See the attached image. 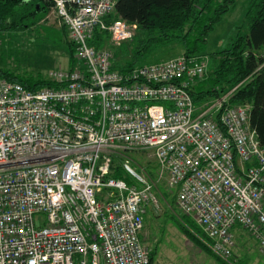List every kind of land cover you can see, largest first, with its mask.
Instances as JSON below:
<instances>
[{
	"label": "built area",
	"instance_id": "built-area-1",
	"mask_svg": "<svg viewBox=\"0 0 264 264\" xmlns=\"http://www.w3.org/2000/svg\"><path fill=\"white\" fill-rule=\"evenodd\" d=\"M117 2L54 0L82 64L50 71L59 87L0 77V264H149L144 215L163 178L214 253L233 254L238 226L264 255V147L249 107H225L227 95L194 104L203 55L113 69L92 43L96 33L113 47L134 40L136 25L107 22ZM137 150L153 154L156 180L127 162L130 183L112 178L113 159Z\"/></svg>",
	"mask_w": 264,
	"mask_h": 264
},
{
	"label": "trees",
	"instance_id": "trees-1",
	"mask_svg": "<svg viewBox=\"0 0 264 264\" xmlns=\"http://www.w3.org/2000/svg\"><path fill=\"white\" fill-rule=\"evenodd\" d=\"M235 1L118 0L115 11L108 17L107 22L122 19L136 25L137 31L143 36L133 46L132 61L116 64L113 60L112 68L126 72L137 66L138 57L173 43L181 45L184 55H204L202 50L210 33L232 9ZM53 2L54 0H0V33L29 28L39 20V15L44 16L52 9ZM245 19L248 31L244 34L237 33L226 47L210 54L214 67L209 72L208 79L198 82L190 93L196 105L225 95L228 96L225 107L247 105L250 126L255 131L259 144L264 147V54L261 53L264 49V0H250ZM68 43L73 48L68 71L82 69V64L75 59L73 45L69 41ZM105 44L106 37L96 33L92 45L102 48ZM0 77L33 91L45 87H59L48 79L34 80L31 76H16L2 70ZM230 91L232 92L229 93ZM115 162L116 158L112 161L110 176L130 183L120 167L114 168ZM183 224L187 229L184 230L185 233L199 243L200 237L204 235L200 228L189 224L185 219ZM236 228L241 230L238 226L234 229ZM179 229L182 230L183 227ZM149 258V264H153L152 250H149Z\"/></svg>",
	"mask_w": 264,
	"mask_h": 264
},
{
	"label": "rangeland",
	"instance_id": "rangeland-1",
	"mask_svg": "<svg viewBox=\"0 0 264 264\" xmlns=\"http://www.w3.org/2000/svg\"><path fill=\"white\" fill-rule=\"evenodd\" d=\"M249 1L236 0L232 9L223 16L210 33L202 50L206 58L204 82L214 67L210 54L226 47L237 33L244 34L248 31L245 11ZM42 16L39 15V20L25 30L0 33V70L16 76H31L34 80H39L47 79L50 71L69 69L70 52L73 48L68 43L65 30L52 14V9ZM142 36L143 34L136 28L135 38L130 43L120 47L107 44V49L113 55L116 64L132 61L133 46ZM261 53L264 54V49ZM180 55H184L181 45L173 43L138 57L136 65H152ZM75 59L77 60L76 56ZM205 88H208V85H205ZM213 102L212 99H208L199 105ZM195 113L198 114L199 111L196 110ZM122 162H127L135 172L147 179L156 180L157 178L158 166L153 154L149 151L137 150L117 156L114 168L120 167L122 170ZM123 173L130 180V176L125 171ZM155 189L158 206L146 208L141 235L143 243L154 252L153 264H264V255L259 252L255 241L239 228L233 230L236 249L227 259H222L213 252L209 239L200 227L204 235L200 237L201 243H197L184 231L187 229L183 219L195 226L196 223L192 217L182 214L178 209L175 198L176 189H169L164 178L157 181ZM179 226L183 227V231L179 229Z\"/></svg>",
	"mask_w": 264,
	"mask_h": 264
},
{
	"label": "crops",
	"instance_id": "crops-1",
	"mask_svg": "<svg viewBox=\"0 0 264 264\" xmlns=\"http://www.w3.org/2000/svg\"><path fill=\"white\" fill-rule=\"evenodd\" d=\"M235 249H236V248H235V246H234L233 253H234ZM211 264H219V263H211Z\"/></svg>",
	"mask_w": 264,
	"mask_h": 264
},
{
	"label": "bare ground",
	"instance_id": "bare-ground-1",
	"mask_svg": "<svg viewBox=\"0 0 264 264\" xmlns=\"http://www.w3.org/2000/svg\"><path fill=\"white\" fill-rule=\"evenodd\" d=\"M104 46L107 47V44H105ZM104 46H103V47H104Z\"/></svg>",
	"mask_w": 264,
	"mask_h": 264
}]
</instances>
